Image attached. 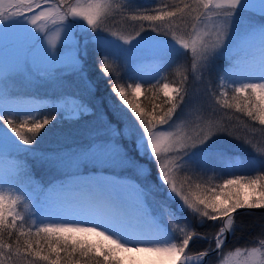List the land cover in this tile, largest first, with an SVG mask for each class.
<instances>
[{"label": "snow or ice", "instance_id": "6c2138e0", "mask_svg": "<svg viewBox=\"0 0 264 264\" xmlns=\"http://www.w3.org/2000/svg\"><path fill=\"white\" fill-rule=\"evenodd\" d=\"M114 17H119L114 23L138 24L135 34L124 35L107 26ZM13 29L32 38L29 51L35 49L47 69L62 67L77 76L95 101H89L91 107L103 108V97L96 99V85L85 67L90 57H97L94 62L109 77L112 92L133 119L116 108L113 115L118 123H112L98 110L111 137H97L66 156L36 155L34 146L54 121L78 120L90 111L89 105L74 94L57 104L22 101L7 89L4 68L0 70V166L6 157L33 153L54 167L74 168L47 192L45 202L52 215L34 220L26 203L30 197L14 182L21 165L9 161L8 179H0V264H123L120 252L143 254L130 256V264H205L212 253L222 255L226 264H231L230 258H242L241 264H264V231L253 240L256 246L223 251L227 235L235 234L238 226L237 210L264 209V147L259 146L264 142L251 138L257 130L264 132V0H143L142 4L138 0H0V30ZM147 30L155 35L147 36ZM65 41L71 51L62 55L57 45L62 48ZM144 48L159 50L174 62L183 57L177 65L179 83L157 80L146 88L141 82L117 83L120 76L109 57ZM221 58H226L228 67L219 83L213 87L209 82L203 99L199 89L190 92L189 60L195 84ZM27 65L26 55L23 66ZM222 110L247 118L235 117L244 135L234 132L235 125H225L231 112L216 115ZM220 135L240 141L255 155L247 161L229 158L220 177L223 182L213 184L212 177L204 181L196 169L212 156H225L212 147ZM115 138L127 140L136 155L117 146ZM148 161L155 164L159 184L150 180ZM89 166L93 171L123 166L142 183L128 185L85 175ZM241 170L254 174H235ZM160 193L164 199L156 211L148 197ZM186 211L201 226L210 220L219 227L211 236L198 233L191 220L180 215ZM87 234L99 239L89 241ZM194 239L208 240L210 246L189 254Z\"/></svg>", "mask_w": 264, "mask_h": 264}, {"label": "rangeland", "instance_id": "374dc122", "mask_svg": "<svg viewBox=\"0 0 264 264\" xmlns=\"http://www.w3.org/2000/svg\"><path fill=\"white\" fill-rule=\"evenodd\" d=\"M121 2H123V0H121ZM138 2L142 4L143 0H138ZM167 2H170V0H167ZM254 2H258V0H254ZM147 6L151 7V5ZM257 19H259V17H257ZM118 20L119 17L109 19L106 21V25L113 27L115 30L121 31L124 35L135 34L133 28H138V24L133 25L132 22L129 21L114 23V21ZM145 28L147 29V25H145ZM146 35L153 36L155 33L147 30ZM77 37L79 38V33H77ZM31 42L32 38L20 30L13 29L6 33L3 30H0V70L4 68L3 74L6 78V87L11 94L22 101L35 99L44 104H57L62 102L69 94H74L76 97H82L83 102L88 104L90 108V111L85 113L78 120H72L61 127H51L49 132L41 136L38 143L34 146L36 155L44 153L66 156L77 151L81 146L88 142L95 140L97 137H111V134L107 131V128L104 126L98 114H96L98 113V110L106 113L107 119L112 121V123H118L113 115L116 108H120L122 114L127 115L129 119H133L130 110H127L119 101L116 94L112 92L109 77H106L101 72L99 65L94 62L97 57H90L85 67L89 78L96 85V99L103 97V108H99V106L97 108L91 107L89 101H92L93 103H95V101H93V98L87 91H85L83 83L77 76L71 74V72L62 67H58L55 70L47 69L43 57L35 49L29 51ZM41 43H44V46L47 47L42 35ZM64 43L65 46L61 48L60 43L58 42L57 47L62 55H67L70 53L71 49L67 41ZM125 47H128V45H125ZM26 55L28 57V65L27 67H24L23 59ZM101 55H103V53H101ZM109 59L113 63L115 72L120 76L117 83H122L124 86H127V84H133L134 86L136 82H141L145 87L147 84H152L153 82L160 80L161 76H165L166 78L171 76L173 81L163 79L160 81V84L165 82L179 83L182 78L177 75V65L178 62L182 61L184 58L178 57L174 62L171 58L165 57L159 50L144 48L141 50H134L128 56L121 54L119 57H109ZM18 64L21 66L18 67ZM227 67L228 62L226 58L217 60L212 66L211 71L204 73L203 81L194 84L190 75L189 60L188 88L190 92L193 89H199L200 98L203 99V92L209 82L215 87L219 83V77ZM47 71H51V75H46ZM168 73L171 74L168 75ZM130 77H132V79H130ZM153 77H155V79H153ZM160 95L161 100H163V94L161 93ZM187 103L188 102H186V104ZM144 104H147L149 108L151 107L147 102ZM107 109L110 116L107 114ZM183 111L184 109L182 108L181 112ZM224 111L227 110H222L216 113V115L223 116ZM177 115L179 117L180 112H178ZM224 123L228 126L235 125L234 132H239L241 135H244L243 131L239 128H242L243 125L239 121L235 120L234 122H231L225 117ZM263 140L261 132L260 138H257L256 142H264ZM109 142L111 143L113 141L109 139ZM114 143L117 146L123 145V147L129 151L130 155L134 154L132 151L133 146L129 144L127 140L115 138ZM259 146L264 147V143H260ZM212 147L223 152L225 156H212L208 158L206 161L202 162L196 171L204 181H207L209 177H212L213 184L220 183L216 178L227 170L229 158H231L232 162L247 161L255 155L251 149H247L248 146L240 141L232 139L228 135H220L215 138ZM26 155L34 156L33 153H22L18 157L15 155L12 157H6L4 164L0 166V179H8L7 170L9 167V161L13 159L18 160L21 165V173L18 178H14V182L17 187L22 188L24 194L30 197V199L26 200V203L29 206L28 210L31 214V218L35 220V216H37L38 212L43 210V207L46 206L45 197L50 187L61 180L66 179L67 177L65 174L73 172L74 168L71 166L58 168L36 159L34 162L36 167H34V169L39 168L41 170L40 176L42 177L41 180H43V182H40L38 181V178L32 174L33 172L31 169L28 172L29 165L25 158ZM142 162L144 161L142 160ZM147 166L150 167L148 163ZM89 170H92L91 166H89ZM93 172L96 174L113 173L117 176H127L134 179V184L142 183L131 169L123 166H112L108 167L107 170L97 169ZM241 172L246 171L241 170ZM150 180L152 183L154 181L156 184H159V181L156 180V175L151 176ZM42 184L44 185L43 188H41L43 186ZM5 187H7V184ZM162 199H164L162 193L157 194L155 198L150 195L148 197V204L151 208L159 211V204ZM172 207L175 209L174 204ZM180 215L182 217H187L192 221V216L189 212L186 211ZM86 238L92 242L99 239L92 234H87ZM253 246L256 245L251 244L245 247ZM234 249L235 248L224 249L223 251L224 254H227L230 250ZM118 255L122 258L123 264H130V256H142L143 254L120 252ZM230 261L231 264H241L242 258H240L239 261L235 258H230ZM205 264H226V262L223 260L222 255L216 253L214 259Z\"/></svg>", "mask_w": 264, "mask_h": 264}, {"label": "trees", "instance_id": "16d2710c", "mask_svg": "<svg viewBox=\"0 0 264 264\" xmlns=\"http://www.w3.org/2000/svg\"><path fill=\"white\" fill-rule=\"evenodd\" d=\"M170 74L171 73H168V75H170ZM166 79H168L169 81H173L171 79V76L169 78H166ZM162 80L163 79H160L159 83ZM156 82H153L152 84H155ZM148 85L149 84H147V86H145V88L148 87ZM149 95H151V94L149 93ZM140 99H141L142 103H146V102L149 103L148 101L144 100L143 97H141ZM227 111L231 112V110H227ZM52 114L56 115V113H52ZM107 114L110 116L108 109H107ZM231 115H232V119L230 120L231 122H234L236 120L235 119L236 116H240L241 120H244V121L247 120L246 117H243L239 113L231 112ZM71 121L72 120H63V119L58 118L56 121L53 122V125L49 126V127L50 128L51 127H61V126L65 125ZM239 128L244 133L245 130L243 129V127L242 128L239 127ZM249 134L251 135V133H249ZM260 134H261V131L257 130L255 135L251 136L253 142H256V139L260 138ZM262 135H263V139H264V132H262ZM247 149H250V148L247 147ZM132 151L136 155L133 148H132ZM25 158H26L27 164L29 165L28 172L31 169L33 172L32 174H34V176L38 178V181L43 182V180H41L42 177L40 176L41 170L39 168L34 169V167H36V165L34 164V162L36 161V158H34V156H28V155H26ZM147 163L152 168V176H155L156 170H155L154 164L150 161H148ZM235 174L247 175V174H254V173L239 171V172H236ZM222 175L223 174L219 175V177L216 178V180L219 181L220 183L223 182L222 179H220V177ZM224 178H227V177L224 176ZM153 183H155V182L153 181ZM43 187H44V185L41 188H43ZM235 218H236V223L238 226L235 230V234H230V237L228 238L227 242L224 245V249H232L235 247H245V246L251 245V244H253V240L255 238H257L262 231H264V211L241 210L235 214ZM191 222H192V227L196 230V232L203 233V234H206L209 236L213 235L215 233L216 229L219 227L218 223H215V222L210 221V220H206V222L201 226L196 222V219L193 216H192ZM209 246L210 245H209L208 240L194 239L189 245L188 252H189V254H192L194 252H198L202 249L208 248ZM211 246L212 247L214 246V242L212 243ZM215 255H216V253H213L212 255H210L205 260V263L212 261L214 259Z\"/></svg>", "mask_w": 264, "mask_h": 264}, {"label": "bare ground", "instance_id": "6f19581e", "mask_svg": "<svg viewBox=\"0 0 264 264\" xmlns=\"http://www.w3.org/2000/svg\"><path fill=\"white\" fill-rule=\"evenodd\" d=\"M86 175H102V176H106L110 179H114V180H119L121 183H124V184H128V185H134V179L133 178H130V177H122V176H117L113 173H103V174H96L95 172L92 173V174H86Z\"/></svg>", "mask_w": 264, "mask_h": 264}, {"label": "water", "instance_id": "95a60500", "mask_svg": "<svg viewBox=\"0 0 264 264\" xmlns=\"http://www.w3.org/2000/svg\"><path fill=\"white\" fill-rule=\"evenodd\" d=\"M241 210H251V211H264V209H261V208H242V209H238L237 210V212L238 211H241ZM230 234L231 233H229L228 235H227V238H226V240H225V243L227 242V240H228V238L230 237ZM214 247V246H213ZM213 254V253H212ZM212 254H210V255H212ZM207 258V257H206ZM205 258V259H206Z\"/></svg>", "mask_w": 264, "mask_h": 264}]
</instances>
